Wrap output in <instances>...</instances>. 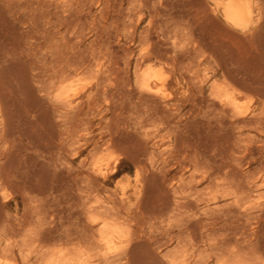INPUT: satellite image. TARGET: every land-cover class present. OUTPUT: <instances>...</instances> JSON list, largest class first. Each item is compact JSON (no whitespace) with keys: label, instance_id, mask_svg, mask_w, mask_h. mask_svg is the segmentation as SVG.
I'll return each instance as SVG.
<instances>
[{"label":"rangeland","instance_id":"1","mask_svg":"<svg viewBox=\"0 0 264 264\" xmlns=\"http://www.w3.org/2000/svg\"><path fill=\"white\" fill-rule=\"evenodd\" d=\"M255 1L260 10L230 27L214 0H0V261L45 264L41 247L57 246L50 237L73 226L88 190L91 204L108 203L125 218V237L110 249L121 257L107 264H264V119L261 128L238 130L217 113L218 104L205 110L212 104L210 87L225 82L243 92V111L258 110L264 118V0ZM151 49L171 60L157 66L170 76L165 95L170 94L174 112L138 97L135 61ZM240 74L245 82H239ZM63 82L79 91L78 113L69 115L50 100ZM113 140L120 141L113 142L116 147ZM106 144L115 147L110 155ZM161 154L170 159L163 174L147 163L157 155L160 165ZM101 157L118 158V171L105 182H91L86 171ZM195 160L223 169L228 176L220 173L223 179L235 182L226 187L230 192L248 178L260 180L251 210L260 216L256 223L241 218L213 225L211 213L203 214L209 208L197 207L191 198L182 201L186 208H177L184 196L181 179L193 173ZM138 185L144 186L140 195ZM219 189L204 182L197 191L207 199ZM57 207L60 212H52ZM78 218L81 224L87 220Z\"/></svg>","mask_w":264,"mask_h":264},{"label":"bare ground","instance_id":"2","mask_svg":"<svg viewBox=\"0 0 264 264\" xmlns=\"http://www.w3.org/2000/svg\"><path fill=\"white\" fill-rule=\"evenodd\" d=\"M256 2V3H255ZM214 4L218 7L220 13L222 14L223 18L226 20L227 24L230 27H237L242 25L244 22H246L255 12H257V6L255 4L258 5V1L255 0H214ZM21 8V7H20ZM140 8V7H139ZM260 10V7L258 8ZM138 10V9H137ZM258 10V11H259ZM127 13V12H126ZM137 13V11L135 12ZM139 14V13H138ZM129 15V19L131 20L132 15ZM138 20V19H137ZM141 21V20H140ZM140 23V22H139ZM129 24V23H128ZM135 25V24H134ZM133 26V24H132ZM150 26V25H149ZM163 25H161L162 27ZM132 28L131 25L128 26L126 25V29L127 28ZM136 27V26H135ZM153 28V27H152ZM166 28V27H165ZM136 28H132V30H135ZM150 28H148L149 30ZM167 30V28H166ZM128 32V31H127ZM153 32V31H152ZM162 33V30L160 31ZM166 32V31H165ZM169 32V31H168ZM168 32H166V35H171L168 34ZM129 34V33H128ZM133 34V33H132ZM152 34H150L151 36ZM165 35V34H163ZM130 36V35H129ZM132 36V35H131ZM134 36V35H133ZM139 36V35H138ZM156 36V35H155ZM140 37V36H139ZM171 37V36H170ZM169 37V38H170ZM199 37V36H198ZM142 37H140L139 39H141ZM158 38V37H156ZM172 38V37H171ZM170 38V39H171ZM201 38V37H199ZM198 38V39H199ZM138 39V40H139ZM144 39H148L149 40V32L146 31V34L144 36ZM151 39V38H150ZM162 39V38H161ZM165 39V37H164ZM128 40H132L131 37H128ZM166 40V39H165ZM168 40V39H167ZM200 40V39H199ZM169 41V40H168ZM194 42V41H193ZM202 42V39L200 41V43ZM134 43V42H133ZM158 42H156L157 44ZM167 43V42H166ZM165 44V46H167L168 44ZM196 44V43H195ZM154 45V44H153ZM162 46V44H159ZM202 46V44H199V46ZM200 46V47H201ZM157 47V45H156ZM155 47V48H156ZM168 47V46H167ZM172 47V46H171ZM173 47H174V51L176 52V44L175 42L173 43ZM159 48V47H157ZM164 48V47H163ZM162 48V50H163ZM166 48V47H165ZM180 48V47H179ZM199 48V47H198ZM154 49V47L152 48ZM151 50H147L144 52H141L139 57L137 58L136 56V61H135V71H134V75H135V86L137 89V94L140 100L145 99L147 102L151 101L153 103H163V105L165 107L163 108H167L168 111L170 112H174L176 111V108H173V104L170 102V94L165 95V91H166V86L168 84V82H170V76L167 75V71H165L163 68L164 72L162 69H159L157 66V64L162 65V63L165 62V59L168 58V53L166 54L167 57L165 58L164 56L160 55L161 53L159 51H156L157 49H155V51ZM160 50V49H159ZM161 51V50H160ZM164 52V51H163ZM182 52V51H181ZM198 51H196L197 53ZM200 52V51H199ZM186 53V51H185ZM187 54V53H186ZM213 54V53H212ZM224 53H222L221 55H223ZM220 55V56H221ZM225 55V54H224ZM215 56V53L214 55ZM217 56V55H216ZM228 56V54L226 55ZM134 57V56H133ZM164 57V58H163ZM212 57V55H211ZM220 58V57H219ZM226 58V57H225ZM233 58V57H232ZM230 58L228 61H232L234 62V64H236L237 62L234 61V59ZM218 59V58H216ZM227 59V58H226ZM169 59H166V61ZM219 60V59H218ZM171 60H169L168 65H170ZM174 61V60H173ZM223 61V60H221ZM128 62V61H127ZM130 62V61H129ZM217 62V60H216ZM225 62V61H224ZM227 62V61H226ZM225 62V64H226ZM236 62V63H235ZM154 63V64H151ZM221 63L218 62V65H220ZM223 64V62H222ZM231 64V63H230ZM128 65V64H127ZM166 65V64H165ZM233 65V64H231ZM235 66V65H234ZM223 67H225V65H223ZM218 68V67H217ZM220 68H222L220 66ZM227 68V67H226ZM233 68V67H232ZM238 68V67H237ZM235 68V69H237ZM171 69V68H170ZM169 70V69H168ZM211 70V69H210ZM230 70V69H229ZM239 70V69H238ZM226 71H224V69L222 68L223 75L225 72L226 75ZM233 70H230V72ZM172 73V71H171ZM240 73V72H239ZM219 74V72H214L212 77H217V75ZM229 74V73H228ZM233 74V72H232ZM231 74V75H232ZM171 75V74H169ZM221 75V74H220ZM231 75H227L230 78ZM235 75V74H234ZM239 75V74H238ZM242 74H240L241 77ZM36 76V75H35ZM236 76V75H235ZM181 77V76H180ZM234 77L233 75L231 76ZM226 79V78H224ZM229 79V80H231ZM229 80H227L226 82H228ZM233 80V79H232ZM237 80V79H236ZM245 80L239 79V82ZM247 80V78H246ZM35 81V80H34ZM235 81V79H234ZM33 82V81H32ZM233 81L229 82L232 83ZM245 82V81H243ZM234 83V82H233ZM236 83V82H235ZM201 84V83H200ZM237 84V83H236ZM227 84L225 82L218 84L215 83L210 87V97H211V102L212 104H208L210 109H206V111L210 110L211 111V107H215L216 104H218L216 107L217 109V113H219V115H221V117H227L231 120V124L233 126H235V128H237L238 130H242L243 128H249L251 127V129L253 128V126L255 127L256 125H259V128H261V124L263 123V114L262 113H257L258 110H254L250 115L247 114L246 111H243L242 109V104L240 105V101L239 98L241 96V92L236 87L235 84ZM239 85V84H238ZM234 86V87H233ZM102 86L98 85V88ZM104 87V86H103ZM40 88V87H39ZM165 88V89H164ZM41 89V88H40ZM203 89V87H201V90ZM102 90V89H100ZM39 91V90H38ZM47 93V90H44ZM50 91V90H49ZM136 91V90H134ZM109 92V91H108ZM111 92V91H110ZM110 92L107 94L106 92L104 93L109 95ZM264 92V91H263ZM51 93V92H50ZM136 93V92H135ZM262 93V92H261ZM243 94V92H242ZM50 95V94H48ZM78 95H79V91L77 90V88H75L71 83H66L63 82L61 83L60 86L57 87L56 91L54 90L53 96L51 97V102L57 106V107H63L66 111L67 114L71 115L72 113H78L79 109H80V105L78 103ZM201 95V94H200ZM197 95V96H200ZM40 96V95H39ZM106 96V95H105ZM262 96V95H261ZM260 96V97H261ZM50 98V97H49ZM201 98V97H200ZM263 96L260 98L262 99ZM196 99V98H195ZM199 101V97L197 98ZM48 100V98H47ZM203 100V98H202ZM206 100V99H205ZM241 100V99H240ZM49 101V100H48ZM139 101V100H138ZM190 101V99L188 100ZM197 101V100H196ZM195 101V102H196ZM197 101V103H198ZM204 102V101H203ZM210 102V103H211ZM202 103V101H201ZM142 105V103H141ZM145 105V103H144ZM198 105V104H197ZM143 107V105H142ZM146 109H148L146 106H144ZM143 107V108H144ZM142 108V109H143ZM196 108V107H194ZM204 108V107H203ZM198 109V108H196ZM205 111V113H207ZM208 111V112H210ZM213 111V109H212ZM216 111V110H215ZM196 113V111H194ZM147 113V112H146ZM156 113L158 114L159 112L156 111ZM187 113V112H186ZM190 113V112H189ZM149 114V113H148ZM151 114V113H150ZM149 114V115H150ZM198 116V113H196ZM215 114V113H214ZM148 115L149 117H152ZM208 116V114H205ZM218 115V114H217ZM218 115V116H219ZM154 118L152 120L155 119V115H153ZM159 116V115H158ZM157 116V117H158ZM156 117V118H157ZM173 117V116H170ZM210 117V115L208 116V118ZM212 117V116H211ZM216 117V115L214 116V118ZM161 117H159V122H161L162 120L160 119ZM205 118H207L205 116ZM213 118V119H214ZM158 119V118H157ZM190 119V118H189ZM150 120V119H149ZM156 120V119H155ZM161 120V121H160ZM225 120V118H224ZM227 120V119H226ZM172 121V120H171ZM201 121V120H200ZM221 121V120H220ZM163 122V121H162ZM180 122V121H179ZM195 122V121H193ZM212 122V120H211ZM217 122V121H216ZM165 123V122H163ZM188 123V122H187ZM144 122L142 123V127ZM224 126L226 125L223 124ZM210 126H212V124H210ZM209 126V127H210ZM220 126V125H219ZM222 126V125H221ZM223 126V127H224ZM228 126V125H227ZM217 127V126H216ZM245 128V129H246ZM259 128H257L258 130H256L257 132L259 131ZM254 129V128H253ZM252 129V130H253ZM262 129H264L262 127ZM138 130V129H135ZM244 130V129H243ZM250 130V129H249ZM247 131V130H246ZM262 131V130H261ZM113 132V131H112ZM111 132V133H112ZM243 132V131H242ZM110 133V134H111ZM153 134V132H152ZM178 134V133H177ZM176 134V135H177ZM264 134V132L262 133ZM146 137H148V133L144 134ZM115 135H113L112 137L114 138ZM150 136V135H149ZM156 135H154L153 138H155ZM118 137V136H117ZM164 137V136H163ZM178 137V136H176ZM149 138V137H148ZM78 139V138H76ZM81 139V138H80ZM109 139V138H108ZM116 139V138H115ZM148 140V139H147ZM250 140V139H247ZM83 140H80L79 142H82ZM116 140L112 141V145L114 146ZM159 141V140H158ZM251 141V140H250ZM76 142V141H75ZM109 142V140H108ZM117 142V141H116ZM120 142V141H118ZM117 142V144H118ZM76 144V143H75ZM78 144V142H77ZM107 150V153L109 150H111V148L113 146H110L108 144L105 145ZM190 145L188 144V147ZM116 147V144H115ZM114 147V148H115ZM187 147V146H186ZM241 147V146H240ZM79 148V147H78ZM81 148V147H80ZM79 148V150H80ZM114 148H112V150H115ZM197 149V148H196ZM242 149V148H240ZM253 149V148H252ZM76 150V149H74ZM77 149V151H79ZM112 150L110 151V153L112 152ZM76 151V152H77ZM94 154L97 152V148L93 149ZM105 151V150H104ZM144 151V150H143ZM180 151V150H179ZM194 151V150H193ZM198 151V150H197ZM242 151V150H241ZM117 152V149H116ZM185 152V151H183ZM192 153V151H190ZM115 153V151L113 152V154ZM190 153V154H191ZM199 153V152H198ZM109 154V153H108ZM116 154V153H115ZM115 154L113 155V157L115 156ZM184 153H182L181 155H183ZM194 154V153H193ZM107 155V154H106ZM110 155V154H109ZM144 155V154H143ZM142 155V156H143ZM167 155V154H165ZM164 155V156H165ZM200 155V154H199ZM204 155V153H203ZM214 155V154H213ZM108 156V155H107ZM140 156V157H142ZM159 156V155H158ZM189 157L191 155H188ZM194 156V155H192ZM202 156V155H201ZM205 156V155H204ZM207 156V155H206ZM106 158V157H101L98 160H94L90 166H89V172L86 171V173H90L89 177H87V180H89V178L91 179L90 181H101V182H105L106 180L110 179L111 177H113L117 171H118V165H119V159L118 158H114V160H112L111 158ZM116 157V156H115ZM119 157V156H118ZM138 158V156H136ZM134 157V158H136ZM155 157H157V155H153L152 158H147V163L150 164L151 169L155 172L158 171L160 174H163L165 170V168L167 167L168 164H170V159L168 158H163L162 154H161V163L160 165H156V160ZM209 157V156H208ZM214 157V156H213ZM217 157V156H216ZM143 158V157H142ZM191 158V157H190ZM189 158V159H190ZM193 158V157H192ZM196 158V157H195ZM204 158V157H203ZM249 158V157H248ZM247 158V159H248ZM251 158V157H250ZM202 159V158H201ZM204 159L207 160V158L205 157ZM211 159V156H210ZM209 159V160H210ZM215 159V158H214ZM217 159V158H216ZM222 159V158H221ZM121 160V159H120ZM136 160V159H135ZM134 160V161H135ZM144 160V159H143ZM191 160V159H190ZM194 160V159H193ZM264 160V159H263ZM133 161V160H132ZM192 161V160H191ZM205 161V160H204ZM208 161V160H207ZM211 161V160H210ZM227 161V160H226ZM137 162V161H136ZM145 162V161H144ZM202 161H197L195 160L193 162V166H194V171L193 173L190 175L189 178L187 179H181V184L180 186L183 187V194L184 196L180 198V200L176 201V206L177 208L180 210L182 208H186V206L184 205V203L182 204V201L186 200V199H192L194 204L199 207L202 203L204 204L202 206V208H209L208 211H204L203 214L208 215V213H211L210 217L212 216L211 220V224H216L218 222H222V221H233L232 219H237V220H241V218H243L245 220L246 223H249L251 220L253 222L254 219H257L260 217H258V213H252V209L256 206V199H258L259 197L255 196L256 193V188H258V184L260 183V180H253V181H249L247 182V180H249V178L244 181L246 182V185H242L240 183V186L238 187V189L235 191L230 192L228 188L226 187H231V185H235V182L228 181L227 178V174L226 173H221L219 170L221 168H219V166L217 167L216 163L214 162L215 165H207L206 162L205 163H201ZM212 162V161H211ZM210 162V163H211ZM245 162V161H244ZM143 163V162H142ZM264 163V162H263ZM218 164V163H217ZM247 164V163H246ZM173 165V164H172ZM219 165V164H218ZM171 166V165H170ZM200 166H202V170L199 171L200 173H197L196 169L201 168ZM224 163H223V168H224ZM140 171V170H138ZM196 171V172H195ZM225 171V170H224ZM264 171V170H263ZM232 172V171H231ZM141 173V172H140ZM223 174L225 176V178L223 179V177L221 176V174ZM142 174V173H141ZM145 174V172H144ZM230 174V173H229ZM256 176V175H254ZM253 176V178H255ZM233 177V176H232ZM237 177V176H236ZM239 178V177H238ZM147 179V178H146ZM235 179V178H234ZM251 179V178H250ZM78 180V179H77ZM82 180V179H81ZM80 180V181H81ZM252 180V179H251ZM82 182V181H81ZM85 182V181H84ZM208 183L209 185H212L214 187H216L217 189L221 187V189H219L218 191H216L215 193H211V196L208 197L207 199L202 198V196L204 195V193H201L199 191H197L198 186L202 183ZM238 182V181H237ZM236 182V184H237ZM242 182V181H241ZM243 182V183H244ZM261 183H264V179L262 180ZM83 184V183H82ZM97 184V183H96ZM89 185V184H88ZM93 185V184H92ZM82 186V185H81ZM84 186V185H83ZM82 186V187H83ZM78 187V185H77ZM172 187V186H171ZM79 188V187H78ZM144 188L143 185H138L137 186V190L136 193H138L139 195L142 193V189ZM177 188V187H176ZM237 188V187H236ZM264 188V187H263ZM233 189V188H232ZM90 190V189H89ZM100 190V189H99ZM260 190V189H259ZM175 191V190H174ZM90 193H92L93 191H89ZM162 192V191H161ZM88 190L85 191V195L82 193L81 195V202L78 203V206L76 207V210H79V214L78 217L80 216H85L86 217V222L81 224V221L79 220L78 217H76V222L73 223V226H69L70 228L67 229H61L60 231H58L57 233H59L57 236L55 237H50V240L52 239L57 246H55L53 249L51 250H44V248L41 247V253L42 256H44V263L45 264H94L97 263L98 261H103L106 264L107 263H115L120 257L121 255H114L110 252V249L112 246L116 245V243H118L119 241H121L122 238L125 237V231L122 227V222L125 220V218H123V214L121 215L118 211H116V209L114 207L109 206V204H105L103 202H95V203H99L98 205H94L91 204L89 201V199L91 197H89ZM94 193V192H93ZM257 194V193H256ZM122 195L126 196V190L122 189ZM138 197V196H137ZM140 197V196H139ZM111 199V198H110ZM112 200V199H111ZM121 201H123V198L121 199ZM189 201V200H188ZM224 201L225 204L223 207H219L218 204L219 202ZM78 202V201H77ZM186 202V201H185ZM190 202V201H189ZM192 202V203H193ZM111 203V202H110ZM57 204V203H55ZM61 204V203H59ZM66 204V203H65ZM77 204V203H76ZM112 204L116 206V202L114 200H112ZM137 204V203H136ZM194 204L192 205V207L194 206ZM112 205V206H113ZM191 205V204H190ZM66 207V206H64ZM68 207V206H67ZM192 207H189L192 208ZM52 208V207H51ZM60 208V207H59ZM58 207L56 208V210L54 211L52 209V212H60L57 209H59ZM259 208H262V205L259 206ZM263 208H264V204H263ZM62 209V208H61ZM65 209V208H64ZM50 210V208H49ZM68 210V209H67ZM191 210V209H190ZM262 209L259 210V212H261ZM66 211V210H65ZM120 211V210H119ZM123 211V210H122ZM121 211V212H122ZM256 211V209H254V212ZM49 212V211H48ZM191 212H194L191 210ZM67 213V212H66ZM78 213V212H76ZM124 213V212H123ZM262 214H264V211L261 212ZM260 213V214H261ZM65 214V212H64ZM254 214L257 215V217L253 216ZM51 215V214H49ZM57 216V214H56ZM65 216V215H64ZM196 216V215H195ZM48 217V215H47ZM52 217V216H51ZM54 217V216H53ZM63 217V216H62ZM61 217V218H62ZM67 217V216H66ZM65 217V218H66ZM69 217V216H68ZM254 217V218H253ZM45 218V217H44ZM55 218V217H54ZM59 219V218H57ZM56 219V220H57ZM67 219V218H66ZM69 219V218H68ZM47 220V219H45ZM55 220V219H54ZM60 220V219H59ZM64 220V219H63ZM257 220H254L255 223ZM58 221V220H57ZM228 221V222H229ZM236 221V220H235ZM48 222V221H47ZM52 222V221H51ZM69 222V221H68ZM83 222V221H82ZM195 222V221H194ZM193 222V223H194ZM45 223V222H43ZM65 223V221H64ZM235 223V222H234ZM199 224V222H198ZM228 224V223H227ZM50 225V224H49ZM44 226V225H43ZM46 226V225H45ZM60 226V225H59ZM57 226V227H59ZM63 226V225H61ZM48 227V226H46ZM43 228V234L45 233ZM56 227V226H53ZM40 229V228H39ZM48 229V228H47ZM51 228H49L48 230H50ZM60 229V228H59ZM47 230V231H48ZM39 231V230H38ZM42 231V230H41ZM53 231V230H52ZM39 233V232H38ZM49 233V232H48ZM47 233V234H48ZM52 233V232H51ZM46 234V235H47ZM45 235V234H44ZM50 235V233L48 234V236ZM53 235V233L51 234ZM56 235V234H55ZM41 236V234H40ZM54 236V235H53ZM46 237V236H45ZM42 239V238H41ZM47 239V237H46ZM43 237V241L46 240ZM40 240V238L38 239ZM48 240V239H47ZM41 241V240H40ZM48 242V241H45ZM51 242V241H50ZM130 242V241H129ZM42 245L43 242H40ZM54 243V245H56ZM53 245V244H51ZM39 248V247H38ZM124 254H122L123 256ZM102 263V262H101ZM0 264H6V262L0 261ZM236 264H244V262H238Z\"/></svg>","mask_w":264,"mask_h":264}]
</instances>
